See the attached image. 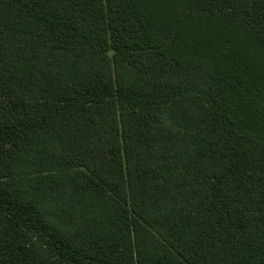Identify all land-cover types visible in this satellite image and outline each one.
I'll use <instances>...</instances> for the list:
<instances>
[{"label": "trees", "instance_id": "trees-1", "mask_svg": "<svg viewBox=\"0 0 264 264\" xmlns=\"http://www.w3.org/2000/svg\"><path fill=\"white\" fill-rule=\"evenodd\" d=\"M0 264H264V0H0Z\"/></svg>", "mask_w": 264, "mask_h": 264}]
</instances>
